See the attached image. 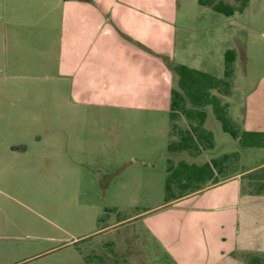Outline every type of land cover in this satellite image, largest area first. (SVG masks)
<instances>
[{"label": "rangeland", "instance_id": "1", "mask_svg": "<svg viewBox=\"0 0 264 264\" xmlns=\"http://www.w3.org/2000/svg\"><path fill=\"white\" fill-rule=\"evenodd\" d=\"M66 1L0 0V239L14 256L28 255L93 228L102 215L115 225L95 237L128 236L154 250L152 233L164 225H232L238 181L167 204V158L202 163L237 151L241 169L257 168L264 147H239L210 113L213 149L168 153L174 78L165 60L222 77L224 52L234 49L229 114L244 130H264V0L231 16L197 0ZM84 13L105 19L91 22L86 37ZM89 62L90 75L80 77ZM135 90H147L150 104L135 100ZM87 240L78 246L86 250ZM148 253V261L133 254V264H172ZM118 256L116 264H132Z\"/></svg>", "mask_w": 264, "mask_h": 264}, {"label": "crops", "instance_id": "2", "mask_svg": "<svg viewBox=\"0 0 264 264\" xmlns=\"http://www.w3.org/2000/svg\"><path fill=\"white\" fill-rule=\"evenodd\" d=\"M66 2L71 4V0H67ZM77 5L85 7L87 3H78ZM79 17L81 21H84L80 33L85 37L87 36L88 27L91 26V22L104 24L105 21L103 15L100 13H84L80 14ZM119 26L123 29L122 25ZM89 63V66L82 67L81 71L83 74L80 73V77L86 76L88 73L90 75L91 62ZM133 95L135 100H138L143 106L151 102V95L147 90L144 92L135 90ZM128 96L124 94L125 98ZM125 98L118 94L116 95V99L128 102ZM8 129L10 128L7 127L5 130L9 132L10 130ZM255 168L251 167L246 170L250 171ZM241 174L232 175L215 184L207 185L177 198L180 200L190 199L209 187H215L236 179L238 181V188L233 194L236 201V205L234 206L236 208L234 218H232V225L230 222L224 221L225 219L214 221V223L207 225L187 221L179 222L175 227L173 224L164 225L162 227L163 233L157 230H154L152 233V239L157 243V246L154 245L155 249L153 250L144 242L128 236H115L110 239H104L102 236L95 237L114 228L115 225V223H102L104 220L97 224V221L93 228H89L79 235L59 240L51 247H41L39 250L33 251V253L28 255L17 254V256H14L9 245L6 242L3 243L4 240L0 239V264H95L94 260L96 258H98L100 264H105V262L107 264H116L118 255L124 256L125 254L129 256L130 260L133 259V254H135L136 261L138 259L148 261L145 256L149 254V250L154 253L160 252V258L162 260L168 259L172 264H194L195 262L196 264H247L241 257V254L256 252L264 255V192L261 194L243 193L241 191ZM177 199L165 203L173 204ZM186 208L194 209L191 206ZM227 226H232L230 230L232 233L228 234ZM209 228L211 230H206ZM174 229L175 235H172ZM218 229L219 231H216ZM169 234L170 236L167 237ZM206 236L214 237L215 242L211 244L209 240H206L207 238L205 239ZM92 237H95L96 240ZM85 240L88 243L86 250L78 246L79 242ZM94 240L95 242H93ZM142 246L146 247L145 250ZM96 247H99L100 252H98L99 250L95 251ZM60 251L63 253L59 255ZM52 253L58 255L54 259L52 258L51 262H46L45 257ZM104 255L106 256L105 260L102 258ZM157 258L160 260L159 257ZM121 259H123L121 264L128 263L125 258ZM136 261L133 259L132 264L136 263ZM149 261L151 260L149 259ZM137 264L142 263L138 262ZM161 264L166 263L162 261Z\"/></svg>", "mask_w": 264, "mask_h": 264}, {"label": "trees", "instance_id": "3", "mask_svg": "<svg viewBox=\"0 0 264 264\" xmlns=\"http://www.w3.org/2000/svg\"><path fill=\"white\" fill-rule=\"evenodd\" d=\"M200 5L231 16L243 12L249 0H197ZM236 52L228 48L224 52L222 77L190 67L184 63L165 60L174 78L169 105L168 153L187 152L195 154L215 146L214 134L205 127L211 113L223 133L234 139L239 147H264V130H244L231 118L228 103L224 100L231 92ZM184 118L186 125L178 123ZM237 151L211 157L202 163L173 162L167 158L164 203L177 199L207 185L215 184L232 175L241 174V191L247 194L264 192V164L247 171L238 164ZM247 171V172H246ZM100 217L98 223L103 221ZM241 257L247 264H264V255L245 253Z\"/></svg>", "mask_w": 264, "mask_h": 264}]
</instances>
